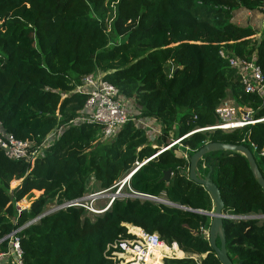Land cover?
Returning a JSON list of instances; mask_svg holds the SVG:
<instances>
[{
	"label": "trees",
	"instance_id": "trees-1",
	"mask_svg": "<svg viewBox=\"0 0 264 264\" xmlns=\"http://www.w3.org/2000/svg\"><path fill=\"white\" fill-rule=\"evenodd\" d=\"M259 7L264 14V0H116L112 6L107 0H0V124L36 144L62 128L32 162L10 160L0 149V238L43 213L48 202L82 196L92 180L113 191L135 163L141 165L123 179L134 192L208 210V193L187 173L189 157L207 142L246 146L264 177V120L192 132L220 122L215 109L227 89L252 120L264 117V93L245 92L239 74L219 55L222 49L247 60L255 56L264 75V19L258 39L250 25L231 22L234 10ZM90 73H101L132 98L138 118L156 120L162 134L157 147L134 121L108 139L97 124L72 122L86 98L75 88ZM173 126L180 146L168 148ZM106 140L98 152L92 149ZM209 167L225 213L264 215V192L244 155L208 153L198 169L205 174ZM166 170L169 180L159 181ZM12 180L20 182L10 188ZM22 199L30 205L19 212L15 204ZM208 222L200 213L124 197L92 217L83 207L55 210L17 236L22 264H113L111 245L129 236V224L188 255L163 264H220L201 233ZM223 228L233 264H264V219H224ZM6 248L5 240L0 250Z\"/></svg>",
	"mask_w": 264,
	"mask_h": 264
},
{
	"label": "built area",
	"instance_id": "built-area-1",
	"mask_svg": "<svg viewBox=\"0 0 264 264\" xmlns=\"http://www.w3.org/2000/svg\"><path fill=\"white\" fill-rule=\"evenodd\" d=\"M219 55L222 58H225L228 61V65L234 68L236 73L239 74L240 82L245 92L258 94L264 93V75L259 65L256 63L255 56L247 60L244 58H239L233 54H227L222 49L219 50ZM75 91L86 96L83 107V114L85 115L83 122L97 124L101 128L103 139L112 138L124 124H126L128 121L134 120L133 115H135V113L132 112V107L129 104L130 101L123 97L119 93V90L112 83L104 80L99 73H90L82 76L81 82L76 86ZM215 112L220 118L219 123L210 127L197 128L192 132L213 129L228 130L231 128L244 126L248 123L264 120V117L258 120H252L248 115V112L244 111L242 116L237 118V108L234 105H227L224 103L218 105L215 109ZM74 121L75 120L72 122ZM179 140L175 141L179 142ZM173 142L174 141H172L171 144ZM41 144L42 143L36 144L35 142L29 140L17 139L12 134L7 133L0 124V149L3 150L4 154L10 160H24L27 162H32L37 156H42L38 155L43 149V146H40ZM262 153H264V150ZM140 165L141 163H136V167L133 169V171L136 170ZM117 186L118 188L116 192L114 191L109 194L107 198L108 200L101 208H96L94 206V202L104 193L112 191V187L84 193L80 197L71 200H64L59 204L54 203L55 205L52 210L55 211L66 207L76 206L83 207L88 214L95 215L105 212L115 198H147L143 196L147 194L134 192L129 187L128 182L125 186L128 187L129 194L121 196L120 191L124 188L123 180L119 181ZM165 201L170 202L168 200ZM17 211L20 212V209L17 208ZM224 216L225 219L230 220H244L254 217L253 215L246 216L227 213ZM260 216L264 217L262 214ZM126 228L127 234L129 236L119 237V239H117V241L111 245L112 250L107 258H109L113 264H148L155 248L160 246V244L165 243L156 233H148L139 227H131L137 230L135 232H131L127 226ZM20 229L21 228L15 229L4 237L0 238V244L5 240L7 241V248L0 250V264H22V251L19 246V238L17 236V233ZM204 231H206L205 238L208 239L207 226L201 227L202 235ZM182 253L183 255L181 257H169L162 255L159 259L161 264H163L164 258H183L188 256L184 252Z\"/></svg>",
	"mask_w": 264,
	"mask_h": 264
},
{
	"label": "water",
	"instance_id": "water-1",
	"mask_svg": "<svg viewBox=\"0 0 264 264\" xmlns=\"http://www.w3.org/2000/svg\"><path fill=\"white\" fill-rule=\"evenodd\" d=\"M171 142H169L168 145L171 144ZM163 148H165V146L160 147L156 152H158ZM218 151H233V152H239L242 155H244L248 162L252 176L256 179L258 185L261 187V189L264 192V177L262 176L250 149H248L246 146L241 144L239 145V144L223 143V142H207L189 157V167L187 169V173H188V178L191 181L201 185L204 188V190L208 193L209 198L213 203V206L210 209L194 210L185 206H181L176 203L167 202L161 198L150 197L148 195H143V196L147 198L148 197L152 198L153 200L159 203H163L183 210H189L192 212H196L208 216L210 218L209 223L207 225L208 242L210 247L212 248L213 253L215 254V257L219 260L220 264H233V262L230 260L228 256L226 249V238L223 228V220L225 219L224 215L226 213L223 210L224 203L221 199L220 192L210 177L211 168L209 167V171L205 174L200 172L198 169V162L204 155ZM170 176H171V171L166 170L164 171L159 181L167 182ZM127 177L128 175L124 178L126 179ZM53 211L54 210L52 209L44 211L37 217L31 219L29 222L22 225L21 228L26 227L27 225L37 221L41 217ZM217 240H219V245L216 244Z\"/></svg>",
	"mask_w": 264,
	"mask_h": 264
},
{
	"label": "rangeland",
	"instance_id": "rangeland-1",
	"mask_svg": "<svg viewBox=\"0 0 264 264\" xmlns=\"http://www.w3.org/2000/svg\"><path fill=\"white\" fill-rule=\"evenodd\" d=\"M116 2V0L114 1V0H107V4H109L110 6H112L114 3ZM262 10H263V8H262ZM263 17H264V15H263V13H262V11H261V8L259 7V8H256V9H244V8H238V9H236V10H234L233 12H232V18H231V22H233V23H235V24H237V25H239V26H246V25H250L253 29H254V31H255V34L256 33H258L259 32V30H260V26H261V22H262V20H263ZM109 28V27H108ZM109 30V29H108ZM109 33V36H110V43H112V39H113V35H111V33L110 32H108ZM254 37H255V35H254ZM101 76H102V74L101 73H99ZM130 102H129V104H130V106L132 107L131 109H132V112H134V113H136L135 115H133L134 117V122H135V125L137 126V127H141L142 129H144L145 130V124L146 123H148L147 122V118H138V116H139V114H140V109H139V106H137V104L135 103V101L132 99V98H129L128 99ZM227 104V105H234L236 108H237V113H236V117L237 118H240L241 116H242V114H243V111H245L244 109V107L243 106H241V105H238L237 104V102H235L234 100H233V97H232V92H231V90L230 89H227V96H226V98L225 99H223V101H222V104ZM84 109H83V111L81 110L80 112H79V114H78V117L77 118H75L74 120V122L75 123H77V124H79V123H81V122H83L84 120H83V118H84ZM175 126V125H174ZM174 126H173V128H171L170 130H168V132H167V136H166V138H168V141L169 142H171V141H178L179 140V138L177 139H172V137H173V135H174V132H175V129H174ZM225 128H228V127H225ZM150 129V131L149 132H147L146 131V134H147V136H148V138H149V140L152 142V146L153 147H157V145H159V141H158V138H160L161 136H162V134H161V127H158L157 129L158 130H156L155 128H154V126H150V127H148V130ZM154 129V130H153ZM61 130H62V128H56L54 131H52L50 134H48L43 140H42V144L40 145V146H43V149H42V151L41 152H39V154L38 155H44V153H45V150L46 149H48V147L52 144V141L58 136V134H60V132H61ZM165 134H164V132H163V136H164ZM164 138V137H163ZM164 140V139H163ZM109 141V140H108ZM107 140L106 141H103V142H99V143H97V144H94L93 146H92V149L94 150V151H99L101 148H102V144H104V143H107L108 142ZM40 144V143H39ZM178 145V147L180 146V144L178 143L177 144ZM176 153L179 155V154H181L179 151H176ZM34 157H36V156H34ZM205 165V164H204ZM136 167V163L134 164V167L133 168H135ZM202 171V170H201ZM124 179V178H123ZM123 179H121V180H123ZM121 180H119V181H121ZM16 182H14L13 180L10 182V184H9V186H10V188H14L17 184H19V182H20V180H15ZM119 181H117V182H115L113 185L115 186L114 188H113V191H108V192H106V193H104L100 198H98L95 202H94V206L97 208H101L105 203H106V201L108 200L107 198H108V196H109V194H111V192H116V190H117V188H118V186H117V184L119 183ZM126 183H127V181H124V183H123V185H126ZM88 186H89V188H90V190H88V191H86L85 193H89V192H93V191H97V190H99V183H97V182H95L94 180H92V181H90L89 183H88ZM120 193H121V196L122 195H125V194H129V191H128V189L126 190L125 189V187L120 191ZM158 198V197H157ZM159 198H161V199H163V200H166L164 197H159ZM155 201V200H154ZM155 202H157V201H155ZM55 202L54 201H52V202H48L47 204H46V206H45V211L46 210H48V209H52L53 207H54V204ZM29 205H30V203L28 202V201H26V200H24V199H22L21 201H19L18 203H16L15 204V206H16V208H19L20 209V211H23V210H25L27 207H29ZM15 212H16V210H15ZM16 214V213H15ZM14 214V217L17 215H15ZM88 215H90L91 217L93 216V215H91V214H88ZM249 215H253L254 217H252V218H254V219H256L258 222H261L263 219H264V217H261L260 216V214H246V216H249ZM13 220L15 221V218H13ZM209 220H210V218H209ZM30 220H28L27 222H29ZM27 222H25V223H27ZM24 223V224H25ZM209 223V222H208ZM23 224V225H24ZM21 228V227H20ZM170 247V246H169ZM180 250V249H179ZM181 251V250H180ZM183 252V251H182ZM182 252H180V255H179V257H181L182 255H183V253ZM186 254V253H185ZM189 256H191L192 258H194V259H196V260H198L199 259V256L198 255H189ZM203 256V255H202Z\"/></svg>",
	"mask_w": 264,
	"mask_h": 264
},
{
	"label": "crops",
	"instance_id": "crops-1",
	"mask_svg": "<svg viewBox=\"0 0 264 264\" xmlns=\"http://www.w3.org/2000/svg\"><path fill=\"white\" fill-rule=\"evenodd\" d=\"M264 15V14H263ZM263 19H264V17H263ZM262 24H263V20H262V22H261V26H260V30H259V32L258 33H256L255 34V37L258 39L259 38V36H260V31H261V28H262ZM136 114V113H135ZM147 122L148 123H146L145 124V131H147V132H149L150 131V129L148 130V127H150V126H154V128L156 129V130H158L157 128L159 127L158 126V123L156 122V120H154V119H152V118H147ZM154 130V129H153ZM127 227H129V230L130 231H137V230H135L134 228H131V227H135V226H132V225H129V224H125ZM174 247H175V249H174ZM168 251H171L172 253H168ZM154 252V258L156 259V260H158L159 262H160V259L159 258H156V256H157V254H159V252L160 253H162V255H166V256H173V257H179V255H180V251L177 249V247H176V245H172V246H167V245H165V244H160V246H158L157 248H155V250L153 251ZM161 257V256H160ZM161 263V262H160Z\"/></svg>",
	"mask_w": 264,
	"mask_h": 264
},
{
	"label": "bare ground",
	"instance_id": "bare-ground-1",
	"mask_svg": "<svg viewBox=\"0 0 264 264\" xmlns=\"http://www.w3.org/2000/svg\"><path fill=\"white\" fill-rule=\"evenodd\" d=\"M176 143H178V142H176V141H174L172 144H170L169 146H168V148L169 147H171V146H173L174 144H176ZM129 177V176H128ZM129 179V178H128ZM128 182V181H127ZM127 184V183H126ZM123 186H125V185H123ZM131 232H134V231H131ZM203 236L205 237L206 236V231H204L203 232ZM173 245V244H172ZM176 245V244H175ZM174 249H175V247H174ZM168 253H172L171 251H168ZM160 256H162V253H160L159 252V254H157V256H156V258H160ZM148 264H161L158 260H156L155 258H154V252H153V254H152V256H151V259H150V261H149V263Z\"/></svg>",
	"mask_w": 264,
	"mask_h": 264
},
{
	"label": "clouds",
	"instance_id": "clouds-1",
	"mask_svg": "<svg viewBox=\"0 0 264 264\" xmlns=\"http://www.w3.org/2000/svg\"><path fill=\"white\" fill-rule=\"evenodd\" d=\"M133 173V172H132ZM132 173H130V175L132 174ZM129 176V175H128Z\"/></svg>",
	"mask_w": 264,
	"mask_h": 264
}]
</instances>
